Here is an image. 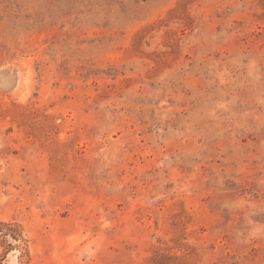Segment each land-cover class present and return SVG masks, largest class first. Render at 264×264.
<instances>
[{
  "label": "rangeland",
  "instance_id": "374dc122",
  "mask_svg": "<svg viewBox=\"0 0 264 264\" xmlns=\"http://www.w3.org/2000/svg\"><path fill=\"white\" fill-rule=\"evenodd\" d=\"M0 264H264V0H0Z\"/></svg>",
  "mask_w": 264,
  "mask_h": 264
}]
</instances>
